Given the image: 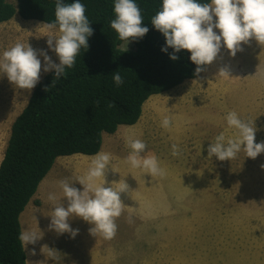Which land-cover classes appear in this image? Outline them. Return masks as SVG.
<instances>
[{
    "label": "rangeland",
    "instance_id": "374dc122",
    "mask_svg": "<svg viewBox=\"0 0 264 264\" xmlns=\"http://www.w3.org/2000/svg\"><path fill=\"white\" fill-rule=\"evenodd\" d=\"M14 17L0 24V54L23 42L44 50L59 63L48 49L43 23L33 21L27 26ZM214 31L219 34L218 29ZM125 47L132 49V44L120 46ZM241 48L233 57L222 46L198 78L150 97L138 122L115 132L119 137L142 140L146 149L141 156L155 155L165 175L151 177L132 169L125 162L130 152L123 147L125 138L117 141L116 134L103 135L101 151L112 157L105 186L119 180L129 184V191L120 194L124 208L115 220V240L97 239L101 237L97 235L87 242L85 237L93 225L78 217L68 220L72 229L79 230L74 238L49 229L52 204L48 194L60 196L58 182L64 179L83 191L77 180L86 174L92 160L81 155L56 159L38 186L34 199L38 209L27 218L20 214L21 231L23 227V231L39 229L43 233L39 241L25 247L26 264H264V153L252 159L240 151L230 161L207 154L217 135L223 133L226 140L234 136L235 129L224 119L230 111L244 121H253L255 142L264 141V45L251 39ZM38 59L41 80L52 70L45 73L43 57ZM220 68H227L229 78L218 76ZM30 91L0 75V161L11 125ZM165 116L171 121L168 128L161 126ZM173 144L180 155L171 154ZM61 203L67 207L65 199Z\"/></svg>",
    "mask_w": 264,
    "mask_h": 264
},
{
    "label": "trees",
    "instance_id": "16d2710c",
    "mask_svg": "<svg viewBox=\"0 0 264 264\" xmlns=\"http://www.w3.org/2000/svg\"><path fill=\"white\" fill-rule=\"evenodd\" d=\"M76 0H62L75 3ZM85 6L93 34L87 50L81 48L72 69L55 81L54 70L34 87L27 104L15 118L0 162V264H26L20 214L34 197L39 184L56 159L73 155L95 156L104 134L119 126L135 125L144 103L185 81L198 78L190 52L181 50L171 60L172 48L162 52L165 38L150 23L162 0H134L149 31L132 49L110 28L115 0H79ZM209 3L210 0H197ZM56 0H0V24L18 16L24 21H54ZM118 70L124 83L117 86L112 73ZM49 87V88H48ZM48 88L47 92L44 91ZM112 104L113 107L108 105ZM38 204L37 202H35Z\"/></svg>",
    "mask_w": 264,
    "mask_h": 264
},
{
    "label": "clouds",
    "instance_id": "9594fccd",
    "mask_svg": "<svg viewBox=\"0 0 264 264\" xmlns=\"http://www.w3.org/2000/svg\"><path fill=\"white\" fill-rule=\"evenodd\" d=\"M113 11L115 18L111 20L110 28L126 44L130 38L137 40L149 31L147 27L141 26L143 17L134 0H115ZM85 12V6L79 0L70 4L56 0L54 21L41 26L44 36H47L48 49L55 53L59 63H54L44 50L33 49L28 43L16 42L0 54V75L6 76L10 83L20 89L30 91L40 80L42 64L38 56H41L43 71L55 72L52 85L66 76V69L74 67L81 48L87 50V38L93 34ZM150 23L165 38V46L161 51L167 52L168 48H172L173 53L169 58L177 60L175 53L187 50L190 52V61L197 66L195 73L198 75L203 70L202 66L211 64L217 58L222 46L234 57L238 51H242L241 44H247L251 39L264 45V0H210L209 3L162 0L160 10L151 18ZM214 29H218L219 34ZM218 76L229 78L227 68H220ZM112 80L117 86L124 83V77L118 70L112 73ZM48 88L44 91L47 92ZM224 119L229 128L235 129V134L227 140L223 133L217 135L207 148L208 158L215 156L219 161H230L243 151L246 157L255 159L264 153V141L255 142L257 129L253 121L242 120L234 111L228 112ZM170 124V118L165 116L161 126L168 128ZM127 147L130 152L125 162L132 169H139L151 177L165 175L155 155L141 156L146 149L142 140L129 138ZM171 154L180 155L177 145H172ZM111 158V154L105 152L97 153L92 158L86 174L77 180L83 185V191L73 187V183L66 179L58 182L61 195L49 193L47 196L52 204L48 226L50 230L57 234L69 233L74 238L79 230L72 229L68 220L78 217L93 225L89 229L91 235H99L106 240L115 237V220L124 208L120 194L129 191V184L126 180H119L105 186V173ZM261 168L264 169V165ZM97 180L100 182L96 183ZM62 198L67 201V207L61 203ZM42 236L39 229H25L18 239L25 249ZM32 254H35L34 251Z\"/></svg>",
    "mask_w": 264,
    "mask_h": 264
},
{
    "label": "crops",
    "instance_id": "0c3cea01",
    "mask_svg": "<svg viewBox=\"0 0 264 264\" xmlns=\"http://www.w3.org/2000/svg\"><path fill=\"white\" fill-rule=\"evenodd\" d=\"M15 17H16V16H15ZM15 17H14V18H15ZM31 22H33V21H24V20L21 19L19 23H20V24H23V25L26 24V25L28 26ZM33 89H34V88H33ZM32 91H33V90H32ZM32 91L29 92V95H31ZM27 101H28V100H27ZM8 104H11V103H8ZM26 104H27V103H26ZM124 127H126V130H127L128 126H119L118 129H117V131H118V130H119V131H123V130H121V128H124ZM117 131H116V133H117ZM116 133H114V134H116ZM114 134H112V135H110V136H113ZM104 135H105V134H104ZM113 138H114V137H113ZM115 138L117 139V141H118V140H121L122 138H125V140H123V147H124V148H128V147H127V140H128V137H126V136H124V137H119V135L116 134ZM115 138H114V139H115ZM102 140H103V139H102ZM114 141H116V140H114ZM114 141H113V143H115ZM103 145H104V143L102 142V148H101V150L103 149ZM114 147H115V148H118L119 146H118L117 143H115ZM101 150H100V152H102ZM100 152H99V153H100ZM81 156H83V155H81ZM86 157H89V156H86ZM90 157L93 158L94 156H90ZM82 159H84V158H82ZM0 162H1V161H0ZM55 162H56V161H55ZM83 167H85V166H83ZM87 168H89V167H87ZM126 177H127V174H126L123 178H126ZM45 178H46V177H45ZM45 178H44V179H45ZM123 178H122V179H123ZM44 179H43L42 181H44ZM46 180H47V179H46ZM42 181H41V182H42ZM50 184H51V182H50ZM49 187H50V185H49ZM49 187H48V189H49ZM38 191H39V190H38ZM36 194H38L37 191H36L35 195H36ZM35 195H34V197L31 199V201L27 204V206L25 207L24 211L22 212L23 214L21 213V214H22V217H23V215H25V217L27 218L28 215H30V214L32 213L33 209H35V210L38 209V207H35V206H34V205H35V202H36V201H34V199H35ZM29 204H31V210H28V211H27V207L29 206ZM43 207H45V206H43V205L41 204V208H43ZM41 208H40V209H41ZM26 212H27V213H26ZM20 216H21V215H20ZM19 220H20V217H19ZM20 227H21V225H20ZM22 231H23V227H22ZM22 231H21V232H22ZM85 238L87 239V242H88V241H90L91 238H94V236L91 235V234H89V235L87 234V236H86ZM97 239H104V238H103V237H98ZM114 240H115V238H114ZM95 241H96V240H95ZM97 243H98V246H99V245H100V242L98 241ZM104 243H105V242H104ZM113 243H114V242H113ZM112 246H113V247H116L115 244H114V245L112 244ZM109 247H111V245H109ZM106 250H107V251H110V248L106 247Z\"/></svg>",
    "mask_w": 264,
    "mask_h": 264
},
{
    "label": "bare ground",
    "instance_id": "6f19581e",
    "mask_svg": "<svg viewBox=\"0 0 264 264\" xmlns=\"http://www.w3.org/2000/svg\"><path fill=\"white\" fill-rule=\"evenodd\" d=\"M52 54H55V53H52ZM58 63V62H57Z\"/></svg>",
    "mask_w": 264,
    "mask_h": 264
}]
</instances>
